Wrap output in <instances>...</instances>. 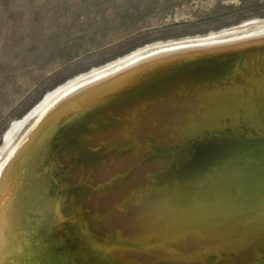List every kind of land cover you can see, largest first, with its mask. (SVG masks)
<instances>
[{
	"label": "bare ground",
	"instance_id": "1",
	"mask_svg": "<svg viewBox=\"0 0 264 264\" xmlns=\"http://www.w3.org/2000/svg\"><path fill=\"white\" fill-rule=\"evenodd\" d=\"M220 36L131 52L58 86L8 127L0 147V156L10 152L0 165V264H113L93 250L96 236L122 244L145 241L154 233L168 243L192 234L194 221L188 214L169 209L167 203L138 206L134 202L146 198L148 191L155 195L154 190L168 186L171 168L176 175L183 164L164 169L154 160L144 163L156 151L139 152L141 132L129 142L123 135L135 128L136 118L151 119L150 109L144 115L149 105L182 98L188 104L175 117L184 119L176 124L179 136L193 138L224 130L222 123H238V118L243 127L245 121L258 134L225 131L195 152H215L228 145L253 152L264 146V112L251 116L258 114L260 102L264 104L257 93L264 91V26L245 38L218 40ZM32 120L34 124L15 146V138ZM112 127L121 131L97 145L95 137ZM105 161L97 172L99 181L115 173L125 172V177L113 179L103 190L90 191L83 177ZM134 164L130 173L128 168ZM202 166L196 160L190 170L184 169L185 175H197ZM80 221L98 230V235H80ZM134 254L127 256L129 260ZM140 260H146L144 254Z\"/></svg>",
	"mask_w": 264,
	"mask_h": 264
},
{
	"label": "rangeland",
	"instance_id": "2",
	"mask_svg": "<svg viewBox=\"0 0 264 264\" xmlns=\"http://www.w3.org/2000/svg\"><path fill=\"white\" fill-rule=\"evenodd\" d=\"M263 26L264 0H0V147L14 121L71 79L146 46Z\"/></svg>",
	"mask_w": 264,
	"mask_h": 264
},
{
	"label": "water",
	"instance_id": "3",
	"mask_svg": "<svg viewBox=\"0 0 264 264\" xmlns=\"http://www.w3.org/2000/svg\"><path fill=\"white\" fill-rule=\"evenodd\" d=\"M257 93L259 97H264L263 89ZM260 99L264 101V98ZM174 102L172 98H169L157 102L155 106L149 105L144 115L146 116L150 109L151 119L146 116L138 121L136 118L135 128L123 137L127 138L125 142H129L135 134L141 132L139 137L142 149L139 152L148 154L149 151L152 152V149L156 151L152 152L150 157L144 158V163L154 160L155 163L164 165V169L169 168L171 164L176 166L178 163L183 164L181 168L179 167L182 171H178L176 175L173 173L176 171L175 168H171L170 180L165 182L168 186L159 189L160 191L155 195H151L152 198L149 201L152 202L145 203L149 206H153L155 202L158 204L162 202L163 205L167 203L169 209H178L183 215L188 214L194 221V231L187 238L180 237L169 243L163 235L157 233L150 234L145 241L139 243L127 240L122 244L111 241L106 243L105 235H100L96 236V243L93 242L91 245L93 250L101 253L113 264H264V146L256 148L257 150L253 152L240 150L230 145L218 147L215 152L200 151L204 152L203 154L195 152L196 148L199 149L205 143L216 140L218 135L225 131L243 132L242 134L248 135H254V133L245 121L246 126L243 127L242 118H238V123L235 121L222 123L221 126L226 127L224 130L216 131L215 129L206 135L203 133L200 137L193 138L179 136L176 124L184 119L175 117L188 103L182 98ZM262 103L260 102L257 109L258 114H251V116L260 117L261 113L263 115L264 104ZM171 105L173 109L169 107ZM173 113H175L174 116ZM166 114H168L167 118H165ZM118 131L121 130L112 127L107 132L97 135L95 139L99 141L96 144H102ZM257 135L255 133L254 136ZM214 143L212 142V145ZM93 148V146L90 147L89 151L92 152ZM125 152L115 159L118 161ZM157 154L164 157L154 158L153 155ZM196 160L203 162L204 166L197 175L186 176L187 172L184 169L190 170ZM106 162H101L91 174L87 173V178L81 175L84 178L82 183L86 184L90 191L103 190L113 182V179L125 177L123 175L125 172L115 173L107 180L99 181L101 176H97V172ZM134 165L129 166L130 173L135 169L136 165ZM104 170L107 172L108 167ZM136 170L140 171V169ZM108 173L111 171L109 170ZM182 174L185 176L181 177ZM169 203L174 207H171ZM136 205L143 204L136 203ZM79 223H83L79 230L86 229V236L98 233V230L94 231L90 225L85 227L84 221ZM92 231L95 234H92ZM131 252L135 253V258L129 260L127 256H130ZM143 254L146 260L141 261ZM124 257H126L125 260L120 261L119 258Z\"/></svg>",
	"mask_w": 264,
	"mask_h": 264
}]
</instances>
